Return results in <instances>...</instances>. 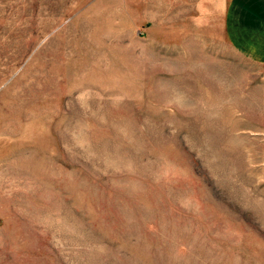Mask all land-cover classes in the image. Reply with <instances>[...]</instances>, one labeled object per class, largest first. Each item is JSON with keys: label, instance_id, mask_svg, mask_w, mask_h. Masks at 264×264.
Returning a JSON list of instances; mask_svg holds the SVG:
<instances>
[{"label": "rangeland", "instance_id": "obj_1", "mask_svg": "<svg viewBox=\"0 0 264 264\" xmlns=\"http://www.w3.org/2000/svg\"><path fill=\"white\" fill-rule=\"evenodd\" d=\"M230 1L0 0V264H264Z\"/></svg>", "mask_w": 264, "mask_h": 264}, {"label": "crops", "instance_id": "obj_2", "mask_svg": "<svg viewBox=\"0 0 264 264\" xmlns=\"http://www.w3.org/2000/svg\"><path fill=\"white\" fill-rule=\"evenodd\" d=\"M225 33L236 52L264 64V0H231Z\"/></svg>", "mask_w": 264, "mask_h": 264}]
</instances>
